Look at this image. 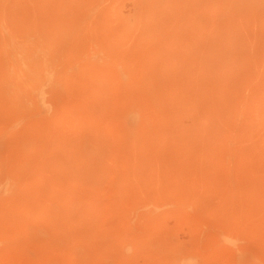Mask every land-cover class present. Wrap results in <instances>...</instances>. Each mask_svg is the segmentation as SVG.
<instances>
[{"label":"rangeland","instance_id":"rangeland-1","mask_svg":"<svg viewBox=\"0 0 264 264\" xmlns=\"http://www.w3.org/2000/svg\"><path fill=\"white\" fill-rule=\"evenodd\" d=\"M0 264H264V0H0Z\"/></svg>","mask_w":264,"mask_h":264}]
</instances>
